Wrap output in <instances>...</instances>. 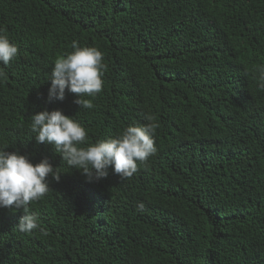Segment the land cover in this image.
I'll list each match as a JSON object with an SVG mask.
<instances>
[{"label":"trees","instance_id":"trees-1","mask_svg":"<svg viewBox=\"0 0 264 264\" xmlns=\"http://www.w3.org/2000/svg\"><path fill=\"white\" fill-rule=\"evenodd\" d=\"M0 29L19 49L0 64V149L61 174L30 205L45 233L0 209V264H264V0H0ZM73 40L103 53L91 109L47 99ZM55 110L88 144L150 115L157 150L88 183L34 140L31 115Z\"/></svg>","mask_w":264,"mask_h":264},{"label":"clouds","instance_id":"clouds-1","mask_svg":"<svg viewBox=\"0 0 264 264\" xmlns=\"http://www.w3.org/2000/svg\"><path fill=\"white\" fill-rule=\"evenodd\" d=\"M73 51L59 56L54 61L49 81L48 102L63 101L67 93L74 94V103L80 109H91L94 98L103 89L102 79L106 65L103 53L96 47H81L78 41L71 44ZM18 46L12 43L4 30L0 29V64L8 66L18 55ZM259 88L264 89V65L257 69ZM6 73L0 68V82ZM30 128L36 133L37 144L52 145L67 166L80 171L86 182H98L109 175V170L121 179L131 178L138 170V162H146L155 154V134L158 125L154 118L145 116L149 121L144 126H127L115 138H106L94 144L86 143V129L74 118L60 110L42 111L31 115ZM51 176L57 183L61 174L56 172L47 159L37 164L30 162L27 155L19 150L8 152L0 149V209L15 207L24 215L15 228L22 234L31 235L39 229L38 215L30 205L42 199L50 187L47 178ZM143 211L144 205L137 206Z\"/></svg>","mask_w":264,"mask_h":264}]
</instances>
